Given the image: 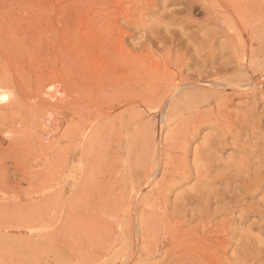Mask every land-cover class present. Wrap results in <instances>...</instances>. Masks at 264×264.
<instances>
[{
	"label": "rangeland",
	"instance_id": "374dc122",
	"mask_svg": "<svg viewBox=\"0 0 264 264\" xmlns=\"http://www.w3.org/2000/svg\"><path fill=\"white\" fill-rule=\"evenodd\" d=\"M0 87V264H264V0H0Z\"/></svg>",
	"mask_w": 264,
	"mask_h": 264
},
{
	"label": "bare ground",
	"instance_id": "6f19581e",
	"mask_svg": "<svg viewBox=\"0 0 264 264\" xmlns=\"http://www.w3.org/2000/svg\"><path fill=\"white\" fill-rule=\"evenodd\" d=\"M9 96H10V92L8 90L0 87V101L5 100Z\"/></svg>",
	"mask_w": 264,
	"mask_h": 264
}]
</instances>
